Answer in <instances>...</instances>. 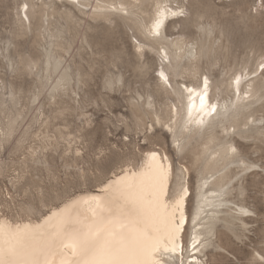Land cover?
I'll use <instances>...</instances> for the list:
<instances>
[{"label": "rangeland", "instance_id": "rangeland-1", "mask_svg": "<svg viewBox=\"0 0 264 264\" xmlns=\"http://www.w3.org/2000/svg\"><path fill=\"white\" fill-rule=\"evenodd\" d=\"M23 1L0 0V135L7 132L0 144V214L18 218L27 205L33 208L31 216L39 217L75 193L94 190L126 165L140 166L145 151L156 149L172 161L171 193L188 179L189 220L201 181L226 177L218 213L203 215L212 216L198 253L204 264H263L258 255L264 256V82L257 111L233 105L214 127L189 138L177 126L184 112L182 84H198L206 75L209 98L219 102L230 100L227 82L235 72L244 76L257 67L264 70V0H170L173 6L183 5L184 13L166 20L179 18L169 26L168 39L181 35L199 53L193 65L184 66L170 52L171 62L163 66L171 85L164 86L156 71L161 63L156 51L145 47L140 54L136 48L145 40L135 18L149 22L150 0L144 1L143 13L135 8L136 15L129 18L124 12L94 13L92 5L101 0H81L88 3L84 12L77 0H32L30 28L15 21ZM44 47L53 48L72 77L66 90L53 97L44 79L49 70L41 69ZM171 104L178 112L174 119ZM246 115L261 121L243 126ZM174 121L176 128L169 130ZM207 136H214L210 146L227 140L237 146L229 164L209 168L202 143ZM237 206L249 210L248 218L238 219ZM193 226L191 222L184 232L183 260L193 253ZM167 261L181 264V258Z\"/></svg>", "mask_w": 264, "mask_h": 264}, {"label": "bare ground", "instance_id": "bare-ground-1", "mask_svg": "<svg viewBox=\"0 0 264 264\" xmlns=\"http://www.w3.org/2000/svg\"><path fill=\"white\" fill-rule=\"evenodd\" d=\"M144 1L145 0H117L116 2H112L111 0H101L99 1L100 3L95 2L96 5H92V11L104 17L111 13L124 12L129 18L136 15L135 8L139 7L140 13L144 12ZM169 1L170 0H150V4L153 6V13L149 22H145L138 17L135 18V25L137 28H142L141 34L145 40L142 42L138 41L136 48L140 50V54L144 52L143 50L145 47L156 51V54H158V57L161 59L160 68H157L156 71L158 72L159 80L163 86L166 84L171 85L168 74L163 66L166 62H171L170 52H173V60L178 59L180 62L184 61V66L187 65V63H189V66L190 64L193 65L199 53L194 43L184 42L181 39V35L170 38V40L168 39L169 35L167 34V30L169 26L179 18L168 23H165L166 20L184 13L183 5L173 6L168 3ZM77 2L80 6L78 10L84 12L88 3L81 0H77ZM25 4L27 5V9L24 8ZM34 4H32V0L25 1L22 10L18 11V18L15 19V21L17 20V23L24 27L27 25V28H30V12ZM260 5L264 4L261 3ZM34 8L33 6V9ZM33 11L34 10H32V12ZM22 12L25 19L22 18ZM70 12L71 11H69V13ZM172 13L177 14L172 15ZM39 15H41V12ZM39 15L37 14V16ZM158 20L160 21L159 26L155 27ZM194 25L196 27L200 26L199 23ZM200 28L203 27L200 26ZM212 31V28H209L206 32L210 35ZM49 37L51 36L49 35ZM155 45L157 47H155ZM42 49L45 64L41 69L46 71L49 70V73L45 75L44 79L46 83L51 84L49 96L53 97L59 91H65L71 84L72 77L69 71L70 68L68 65H62V62L58 59L59 57L53 52V48L52 50L48 49V47ZM19 59L21 60V58ZM260 63L262 66V62ZM35 64L34 62V66ZM189 73L193 74V71L189 69ZM79 76L80 75H78V77ZM237 78H239L238 82ZM205 81H207L206 85ZM263 82L264 70L259 71L258 67L253 71H247L244 76L242 73L235 72L227 82V89L232 94L230 100L223 99L219 102H213L209 98L208 92L211 86L209 78L206 75L201 76L198 84H182L183 89L180 90V93L184 98V112L177 126L178 133L189 138L204 128L208 130L211 129L216 124V120L224 118L229 108L233 105L235 108L244 109L252 107L254 111H257L259 102L262 99V96H258V93L263 87ZM190 89L193 91L189 92ZM190 96L192 97L191 101L189 100ZM201 97H203V103ZM151 103L150 101L145 102L148 106H151ZM213 106L215 108L214 111ZM177 113V108L173 106L171 109L173 119L177 116ZM230 115L233 116V114ZM156 120L159 123L161 122L158 116ZM259 121H261V118L257 119L254 118L253 115H246L241 125L246 126L249 122H251V124H256V122ZM175 122L176 121H174L173 125H168L169 130H172L173 127L176 128ZM223 127H225V124ZM231 127L232 126H230V128ZM222 131L226 132V136L229 135L226 128H223ZM3 132L0 135V144L7 135V132L5 134ZM213 141L214 136H210L206 142L202 143L205 145L204 152L208 153L209 168L216 170L221 165L228 163L229 159L233 158L231 156H233L234 152L237 150V146L227 140L226 143L220 141L216 146L212 144L213 147L209 144ZM250 167L251 166H245V169H249ZM221 171L222 170L218 172ZM182 178L184 177L182 176ZM225 178L218 176L217 180L209 181L210 178L205 177L203 181H201L198 199H196V209L194 210V214L192 213L193 218L189 220L187 204L191 192L188 179L183 183H178L176 192L174 194L171 193L173 165L169 155L166 152L160 153L156 149H148L145 151L143 162L140 166L133 167L126 165L119 172H113L107 180L99 184L94 190H85L75 193L60 204L52 205L46 212L40 213L39 217H32L33 208L30 206L27 208V205L22 208L23 214L19 215L18 218L0 214V264H9L13 259L9 254V248L12 246H16L24 252L32 264H91L93 259L92 254L85 253L82 248V243L87 239H95L98 234H101V243L108 241L113 247L123 248L128 252L140 249L144 237L151 234L152 240L147 242V247L150 249L152 244L159 241L160 250L155 252L148 251L146 258L149 264H154L155 261L166 264V262H168L167 260L173 258H181L183 264H204L198 256V253L202 251L201 247L204 241L202 235L204 232H207L206 230L208 228L205 226L212 219L211 215L217 212V208L222 203L220 197H222L221 192L223 190L221 191V189ZM181 192L184 197L183 203L180 210L175 213L177 222L181 217V213L184 219V224L178 234V246L175 252H164L163 248L165 245L169 249L172 247V243L168 240L165 230L164 220L166 216L172 213L177 194ZM163 205L167 207L165 208ZM237 208L236 212L238 213V219L244 220L248 218V216L245 215V212H249L246 207L237 206ZM206 212H211L212 214L203 217ZM203 220L207 222H203ZM191 222L194 223L192 227L194 231L189 241L192 240V244H190L191 247H193V253L187 255L186 259L183 260L184 232ZM209 228L211 227L209 226ZM258 261H263L264 264V256L259 254Z\"/></svg>", "mask_w": 264, "mask_h": 264}, {"label": "snow or ice", "instance_id": "snow-or-ice-1", "mask_svg": "<svg viewBox=\"0 0 264 264\" xmlns=\"http://www.w3.org/2000/svg\"><path fill=\"white\" fill-rule=\"evenodd\" d=\"M24 8L27 9V5H24ZM166 8V6H165ZM177 13H172V15H176ZM160 21L156 22L155 27L159 26ZM239 78H237L238 82ZM207 81H205V85ZM193 90H189L192 92ZM192 97H189L191 101ZM201 101L203 103V97H201ZM215 110L213 106V111ZM155 155V154H153ZM183 193L177 194V199L175 200V204L172 208V213L165 217V230L167 232L168 240L172 243V247L169 249L166 245L163 248L164 252H175L178 246V234L180 233L182 226L184 224L183 214L181 213V217L177 222L175 213L180 210V207L183 203ZM163 207H167L163 205ZM101 234H98L95 239H87L83 241L82 248L85 253L92 254V262L91 264H149L147 257L148 251H159L160 250V242L152 244L151 248L147 247V242L152 240L151 234H148L144 237L143 243L140 249L128 252L123 248L113 247L112 244L108 241H104L101 243ZM9 254L13 257V259L9 262V264H32V262L27 258L26 254L18 249L16 246H12L9 248ZM144 257V258H141ZM154 264H161L160 261H155ZM181 264L183 261L181 260Z\"/></svg>", "mask_w": 264, "mask_h": 264}]
</instances>
